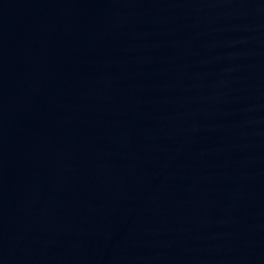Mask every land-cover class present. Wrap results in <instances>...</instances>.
<instances>
[{"label": "water", "instance_id": "obj_1", "mask_svg": "<svg viewBox=\"0 0 264 264\" xmlns=\"http://www.w3.org/2000/svg\"><path fill=\"white\" fill-rule=\"evenodd\" d=\"M0 264H264V0H0Z\"/></svg>", "mask_w": 264, "mask_h": 264}]
</instances>
